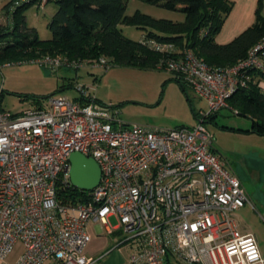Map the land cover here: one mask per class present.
<instances>
[{"label": "built area", "instance_id": "2783aa9c", "mask_svg": "<svg viewBox=\"0 0 264 264\" xmlns=\"http://www.w3.org/2000/svg\"><path fill=\"white\" fill-rule=\"evenodd\" d=\"M143 39L171 51L170 44ZM161 60L158 68L205 100L192 126L124 124L77 81L78 98L60 93L47 107L17 114L0 106V259L20 242L14 264H88L87 225L99 221L109 232L120 231V243L136 246L130 264H264L254 235L240 232L235 220L239 208L253 207L250 196L214 151L213 133L203 122L231 108L228 99L252 79L250 70L264 72V39L232 65H210L190 50ZM24 62L52 70L62 63L50 55ZM93 65L109 69L112 63L100 57ZM74 151L96 160L100 180L64 202L58 188L72 186Z\"/></svg>", "mask_w": 264, "mask_h": 264}, {"label": "rangeland", "instance_id": "374dc122", "mask_svg": "<svg viewBox=\"0 0 264 264\" xmlns=\"http://www.w3.org/2000/svg\"><path fill=\"white\" fill-rule=\"evenodd\" d=\"M7 1L0 0L2 25L8 23L4 11ZM56 7L54 0H48L43 6L34 2L25 8V23L34 29L38 39L49 40L52 37L48 23ZM138 13L174 23H183L186 19L185 13L180 10L143 0H127L125 16L130 18ZM117 27L124 37L132 40H138L149 30L159 32L153 27L141 28L128 21L118 23ZM5 39H0V44ZM47 55L41 53L34 58ZM55 56L62 61L55 70L37 63H22L30 59L23 56L0 60L1 63L12 62L0 70L1 108L14 114L27 108L47 107L48 98L60 93L78 98L73 86L76 81L87 86L98 103L110 106L114 118L124 124L136 123L152 128L192 126L199 119L194 113L206 108L205 100L191 87L185 84L184 91L170 72L157 66L143 68L114 64L108 69L93 65L99 57L81 60L64 54ZM61 85L63 89H60ZM252 124L250 113L235 114L229 107L222 108L214 122L205 123L213 133L214 151L224 158L228 168L238 178H242L250 196L253 207L244 205L236 213L240 223L254 234L259 251L264 256V136L244 131ZM108 220L111 225L118 223L114 215Z\"/></svg>", "mask_w": 264, "mask_h": 264}, {"label": "trees", "instance_id": "16d2710c", "mask_svg": "<svg viewBox=\"0 0 264 264\" xmlns=\"http://www.w3.org/2000/svg\"><path fill=\"white\" fill-rule=\"evenodd\" d=\"M40 1L8 0L4 4L8 23L0 24V39L6 38L0 44V60L22 56L31 59L47 53L81 60L104 57L112 65L155 68L162 58L190 50L210 65L223 66L244 58L252 46L264 39V0H258L254 22L225 43L217 42L215 37L231 10L229 0H143L184 12L186 19L183 23L157 20L140 13L127 18L124 14L127 0H54L57 7L48 23L52 32L49 40L38 39L34 29L25 23V8L34 2L39 6ZM122 21L141 28L158 29L159 32L146 31L141 37L170 44L171 51L155 50L143 43L141 37L138 40L124 37L117 27ZM250 73L252 79L228 99V105L236 110L233 111L235 114L250 113L253 124L245 132L264 136V86L258 84L259 80H264V72L254 69ZM171 75L185 91L181 78ZM63 88L61 85L60 89ZM218 113L206 116L203 122H214ZM83 193L72 186L58 188L59 197L64 202L77 200Z\"/></svg>", "mask_w": 264, "mask_h": 264}, {"label": "crops", "instance_id": "0c3cea01", "mask_svg": "<svg viewBox=\"0 0 264 264\" xmlns=\"http://www.w3.org/2000/svg\"><path fill=\"white\" fill-rule=\"evenodd\" d=\"M229 1L232 2L231 10L226 16L224 23L215 37V40L219 43L230 41L243 29L251 25L255 20L258 0ZM262 13L264 14V8ZM258 84L264 86V80H259ZM221 158L224 160L222 156ZM224 162L226 163L225 160ZM241 184L245 189L244 183L242 182ZM235 220L240 232L253 234L252 231L240 223L239 216L236 212ZM113 226H116V224ZM87 232L90 239L84 249V255L88 264H130V256L134 253V251H136L137 248L133 243H120V231L118 229L109 232L101 222L92 221L87 225ZM22 250V244L20 242H16L13 245L11 251L4 258L0 259V264H14ZM45 264H49V262L47 261Z\"/></svg>", "mask_w": 264, "mask_h": 264}, {"label": "water", "instance_id": "95a60500", "mask_svg": "<svg viewBox=\"0 0 264 264\" xmlns=\"http://www.w3.org/2000/svg\"><path fill=\"white\" fill-rule=\"evenodd\" d=\"M69 162V178L72 186L83 191L91 190L97 186L101 171L94 158L74 151L69 156Z\"/></svg>", "mask_w": 264, "mask_h": 264}]
</instances>
